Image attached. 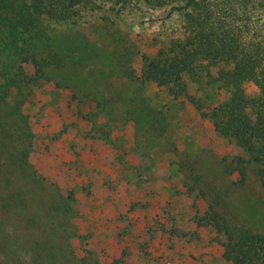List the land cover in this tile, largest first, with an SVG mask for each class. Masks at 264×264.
Listing matches in <instances>:
<instances>
[{
  "label": "rangeland",
  "instance_id": "374dc122",
  "mask_svg": "<svg viewBox=\"0 0 264 264\" xmlns=\"http://www.w3.org/2000/svg\"><path fill=\"white\" fill-rule=\"evenodd\" d=\"M165 15L58 27L46 44L64 68L0 102V264H222L223 240L196 225L207 205L185 192L180 160L220 210L264 234L254 169L241 187L226 173L242 151L192 106L135 78L173 24ZM189 92L206 105L226 97L209 79Z\"/></svg>",
  "mask_w": 264,
  "mask_h": 264
},
{
  "label": "trees",
  "instance_id": "16d2710c",
  "mask_svg": "<svg viewBox=\"0 0 264 264\" xmlns=\"http://www.w3.org/2000/svg\"><path fill=\"white\" fill-rule=\"evenodd\" d=\"M157 10H165L163 20L173 24L163 28L155 54L141 55L135 78L192 106L242 151L225 161L233 186L244 185L252 167L264 187V0H0V102L12 89L52 83L45 69L64 68L65 57L46 44L58 27L93 17L143 19ZM205 79L225 91V100L206 105L189 92V82ZM178 169L187 195L206 202L194 220L222 238V264H264V234L220 210L191 165L180 160Z\"/></svg>",
  "mask_w": 264,
  "mask_h": 264
}]
</instances>
